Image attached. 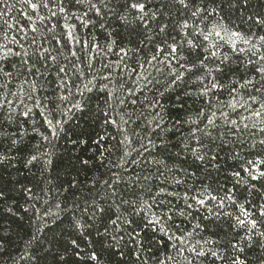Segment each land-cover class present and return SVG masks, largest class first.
Here are the masks:
<instances>
[{
  "label": "snow or ice",
  "instance_id": "6c2138e0",
  "mask_svg": "<svg viewBox=\"0 0 264 264\" xmlns=\"http://www.w3.org/2000/svg\"><path fill=\"white\" fill-rule=\"evenodd\" d=\"M77 113L104 171L62 190L58 234L36 216L25 264H264V0H0V136L30 123L46 167Z\"/></svg>",
  "mask_w": 264,
  "mask_h": 264
},
{
  "label": "trees",
  "instance_id": "16d2710c",
  "mask_svg": "<svg viewBox=\"0 0 264 264\" xmlns=\"http://www.w3.org/2000/svg\"><path fill=\"white\" fill-rule=\"evenodd\" d=\"M170 98L165 99L167 117L172 119L182 118L184 111L179 107L175 95L169 94ZM185 103L191 105L193 101L186 99ZM95 104V102H93ZM37 128L40 127L37 117ZM27 134L21 143L11 146L10 141L0 136V154L7 153L9 160L0 163V190L5 192L6 199L0 200V240L4 241L5 251L0 255V264H25L21 256H26L25 241L35 232L36 216L43 215L45 211L57 214L58 217L49 215L46 217L50 229L47 231L49 237L58 234L67 224L59 222L65 213L56 208V203H64L65 198L71 203L70 183L75 181L77 188H81L90 182L94 175L104 171L99 168L97 154L99 149L92 143L98 135H103L104 130L99 121L94 120L88 114L77 113L76 118L66 125L67 137L63 136L55 141V147L50 149L52 155L49 157L52 163L45 167V161L27 164V160L34 152V146L40 143V135L32 130L31 124H25ZM8 132H15L16 126L7 128ZM46 134V133H45ZM77 141L73 144L71 141ZM84 140L87 143H80ZM95 149V151H93ZM87 160L88 165L81 162ZM24 188H31L35 196L30 199L23 191ZM106 261L109 257H105ZM115 264V258H111ZM65 264H74L69 257Z\"/></svg>",
  "mask_w": 264,
  "mask_h": 264
}]
</instances>
